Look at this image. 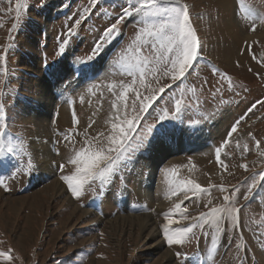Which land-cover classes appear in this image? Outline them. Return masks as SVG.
<instances>
[{"label":"rangeland","instance_id":"1","mask_svg":"<svg viewBox=\"0 0 264 264\" xmlns=\"http://www.w3.org/2000/svg\"><path fill=\"white\" fill-rule=\"evenodd\" d=\"M180 2L203 58L173 82L157 63L166 41L149 33H158L168 19L164 12L179 8L178 0H0V253L11 256L0 255V264H264V103H257L264 101V0ZM133 6L142 11L120 20L118 35L84 65L122 9ZM140 67L149 87H138ZM132 87L142 96L165 87L143 113L147 118L136 122L137 134L165 112L184 119L171 120L170 132L130 152L132 159L122 156L101 177L103 162L80 197L73 196L63 179L77 174L70 159L82 148L114 147L113 124L123 127L125 116L135 115ZM187 121H196V133L186 130ZM177 128L194 140L191 148L185 139L172 149L163 145L160 138L171 142ZM186 181L207 191L189 192V202ZM229 206L239 209L235 225L227 216L218 225L208 219L183 244H168V214L179 221L169 226L177 232L202 213ZM144 216L152 227L143 229Z\"/></svg>","mask_w":264,"mask_h":264},{"label":"snow or ice","instance_id":"2","mask_svg":"<svg viewBox=\"0 0 264 264\" xmlns=\"http://www.w3.org/2000/svg\"><path fill=\"white\" fill-rule=\"evenodd\" d=\"M92 5L97 3V0H91ZM139 3V0H137ZM179 8L171 9L165 11L164 13L167 15L168 19L166 22L161 23L158 33H149L150 35H160L162 40L166 41V43L162 42L160 47L162 51H160L157 57V63L161 64L164 68V75H169L173 82L178 80H182L186 76V74L193 70L194 63L203 58L202 56V48L200 47V41L198 36L196 35L195 29L191 26V18L187 5H184L178 0ZM142 11V7L133 6L131 10L129 7H125L122 9V14L117 19L116 23L111 24L103 33V36L96 44L93 46V53L89 57V60L95 57L104 47V44L110 42L114 39L115 36L118 35L119 29L118 24L120 20L125 19V17L132 15L133 12L139 13ZM89 10L85 9L84 13L81 16V19L84 18L88 14ZM155 14V13H154ZM261 23H264V18H261ZM80 24V19L76 20V25ZM165 29H167V33H165ZM252 30L255 31V25H253ZM73 34V31H69V36ZM68 41L65 40L64 44L61 45L59 51L61 54L64 53L65 47ZM255 58V56L253 57ZM153 76L158 79L156 76V72L153 71ZM133 84H136V81H133ZM131 87V86H129ZM139 88H146L149 85L145 84V71L143 67H140L139 70ZM167 87H171L168 85ZM132 91L135 92L136 100H134L131 104L132 111L135 115L132 116L131 119H128L125 116L121 127L119 124H113L114 134L110 137L111 144L114 147H109L108 149H97L92 150L88 149H80L78 152H75L74 157L70 159V163L77 165L76 175L74 176H65L63 179L68 183L69 188L72 191L73 196L79 198L81 195V188L86 183V181L90 177H94L96 175V170L100 169V166L103 162L107 161V166L100 172L101 177L105 175V173H110L115 166L116 161L120 160L122 156L130 152H134L139 147L143 145L148 135L151 134L153 126H149L145 133L136 134L134 130L137 127V121L141 119V116L144 112H147L152 102L157 99L156 93H164L165 87H159L158 89H153L152 94L148 96H142V93L136 88L132 87ZM122 96L126 99L128 96L127 89L122 93ZM137 102L139 104V111H137ZM257 103H264V101H257ZM129 105L127 103L124 104V108L127 109ZM256 105L253 104L252 108H255ZM252 108H249L248 111H252ZM176 111H180V101H176ZM168 117V113L165 112L162 115H159L157 119L163 120ZM244 117L241 116L230 128L227 136L228 139L231 138L233 133H236L238 130V125L240 120H243ZM4 136V132L0 131V139ZM227 143V140H225ZM260 142L256 141L257 147H259ZM3 147H0V153H3ZM11 151V148H9ZM115 152V156L111 155V153ZM216 159L221 166H224L223 161L221 160V149H216ZM62 167V166H61ZM247 168V165H244ZM175 175V173H173ZM264 178V177H262ZM0 186H4V182L0 180ZM256 187V184L253 179V183L249 185L248 193H252V189ZM182 190H184V195L186 198L188 197V193H196V192H205L206 189L202 188V186L198 183H194L193 181H186L182 183ZM247 198V197H245ZM228 199V197H225ZM186 207V206H185ZM177 209L181 208L180 204L176 205ZM239 209L229 206V207H214L208 213H202L200 217L194 218L196 223H193L190 227H185L181 231L170 232L169 226L175 225L179 223L177 219H174L171 214L167 215V223L163 225V234L165 235L168 244H176L181 245L185 241V237L188 233H192L193 229L200 227L203 228L204 224L211 219L213 223L217 225L220 221L225 217H230L233 225L237 223V213ZM217 231H221L219 227ZM212 246L216 247V240H212ZM0 255H4L6 259H11V256L6 255L5 253H0Z\"/></svg>","mask_w":264,"mask_h":264},{"label":"bare ground","instance_id":"3","mask_svg":"<svg viewBox=\"0 0 264 264\" xmlns=\"http://www.w3.org/2000/svg\"><path fill=\"white\" fill-rule=\"evenodd\" d=\"M51 187V186H50ZM53 187V186H52ZM120 218V217H119ZM140 218V217H139ZM150 218V217H149ZM125 219V218H124ZM131 219V218H130ZM143 219L144 220H140L142 223H144V226H143V229L144 228H147L150 224H151V227H152V224H153V222H151V220L150 219H147L146 218V216H144L143 217ZM136 224H140V223H136ZM150 227V226H149ZM142 228V227H141ZM153 229V228H152ZM150 235H152V236H156L157 235V233H156V231H154V230H152V231H150ZM171 254V253H170ZM168 256V255H167Z\"/></svg>","mask_w":264,"mask_h":264}]
</instances>
